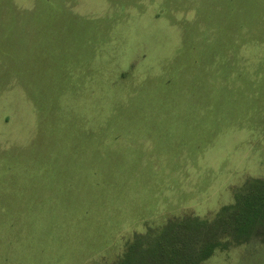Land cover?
<instances>
[{"label": "rangeland", "instance_id": "374dc122", "mask_svg": "<svg viewBox=\"0 0 264 264\" xmlns=\"http://www.w3.org/2000/svg\"><path fill=\"white\" fill-rule=\"evenodd\" d=\"M262 178L264 0H0V264H112Z\"/></svg>", "mask_w": 264, "mask_h": 264}, {"label": "trees", "instance_id": "16d2710c", "mask_svg": "<svg viewBox=\"0 0 264 264\" xmlns=\"http://www.w3.org/2000/svg\"><path fill=\"white\" fill-rule=\"evenodd\" d=\"M260 233L264 238V178L249 180L235 203L222 207L213 219L188 215L149 226L126 243L112 264H200L217 250Z\"/></svg>", "mask_w": 264, "mask_h": 264}]
</instances>
